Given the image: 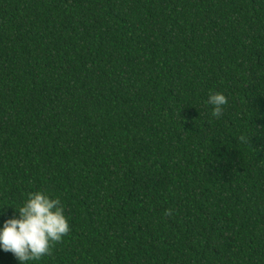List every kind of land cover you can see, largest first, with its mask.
I'll return each mask as SVG.
<instances>
[{
  "label": "trees",
  "instance_id": "trees-1",
  "mask_svg": "<svg viewBox=\"0 0 264 264\" xmlns=\"http://www.w3.org/2000/svg\"><path fill=\"white\" fill-rule=\"evenodd\" d=\"M36 191L38 264H264V0H0V208Z\"/></svg>",
  "mask_w": 264,
  "mask_h": 264
},
{
  "label": "clouds",
  "instance_id": "clouds-1",
  "mask_svg": "<svg viewBox=\"0 0 264 264\" xmlns=\"http://www.w3.org/2000/svg\"><path fill=\"white\" fill-rule=\"evenodd\" d=\"M227 104L228 97L216 92L209 94L206 106L211 108L213 117L219 118ZM6 208H12L14 214L0 224V251L12 253L19 264H38L70 231L61 199L43 191L27 193L18 209L0 210ZM3 215L0 211V216Z\"/></svg>",
  "mask_w": 264,
  "mask_h": 264
}]
</instances>
